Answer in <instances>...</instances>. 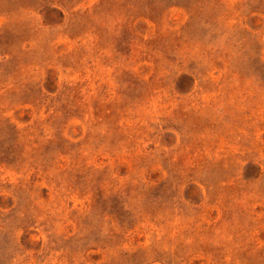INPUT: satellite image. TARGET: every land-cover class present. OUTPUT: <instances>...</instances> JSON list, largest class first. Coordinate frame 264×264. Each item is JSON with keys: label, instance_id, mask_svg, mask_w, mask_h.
I'll use <instances>...</instances> for the list:
<instances>
[{"label": "rangeland", "instance_id": "rangeland-1", "mask_svg": "<svg viewBox=\"0 0 264 264\" xmlns=\"http://www.w3.org/2000/svg\"><path fill=\"white\" fill-rule=\"evenodd\" d=\"M0 264H264V0H0Z\"/></svg>", "mask_w": 264, "mask_h": 264}]
</instances>
